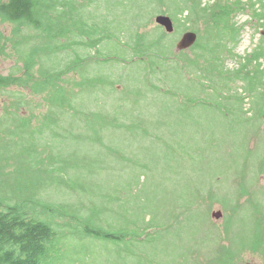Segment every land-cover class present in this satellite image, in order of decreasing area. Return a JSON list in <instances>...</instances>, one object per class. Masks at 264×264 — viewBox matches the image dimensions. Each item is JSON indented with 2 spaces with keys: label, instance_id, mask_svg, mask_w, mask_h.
I'll return each mask as SVG.
<instances>
[{
  "label": "rangeland",
  "instance_id": "374dc122",
  "mask_svg": "<svg viewBox=\"0 0 264 264\" xmlns=\"http://www.w3.org/2000/svg\"><path fill=\"white\" fill-rule=\"evenodd\" d=\"M94 1L77 0V8L90 5L99 36L107 22L111 38L94 48L69 47L87 40L78 34L57 38L51 44L66 49L34 67L43 63L62 73L72 67L55 98L60 106L29 88H0V199L36 196L42 204L77 207L104 230L129 224L146 230L143 245L129 237L119 249L105 247L109 252L98 240L68 238L71 254L61 264H264V108L242 92L241 82H227L223 92L218 84L220 72L228 79L242 57L264 44V21L238 13L235 38L205 35L202 22L185 20L188 9L172 18L174 30L167 33L155 16L172 17L169 0L124 7ZM68 23L80 28L74 19ZM137 28L149 42L162 35L163 46L135 51ZM186 31L197 42L178 51ZM43 33L24 22L0 23V35L14 37L6 50L12 57L0 50V75L20 74L23 63L15 57L44 46L37 39ZM22 36L28 38L15 50ZM16 116L32 126L16 125Z\"/></svg>",
  "mask_w": 264,
  "mask_h": 264
},
{
  "label": "trees",
  "instance_id": "16d2710c",
  "mask_svg": "<svg viewBox=\"0 0 264 264\" xmlns=\"http://www.w3.org/2000/svg\"><path fill=\"white\" fill-rule=\"evenodd\" d=\"M137 1L114 0L113 3L119 5V7H124ZM169 1L175 5L174 10L168 9L166 11L172 16L171 18L177 21L178 15H182L189 9V15L185 17V20L195 25L202 22L205 35L214 32L223 34L232 32L235 38L238 35V29L235 28L233 19L238 13H248L251 19L264 21V0H249V2L215 0L213 3L209 2L208 5L205 4L204 6H202L204 0H189L191 2L189 7L181 6L182 0ZM110 3L112 1L105 0L106 5ZM58 6L59 11L56 14L58 23L53 25L52 14L57 12ZM0 18L2 24H5L6 21L24 22L35 29L44 30L43 34L37 36V39L44 46L27 51V58L24 55L15 57V60L17 58V61L23 63V67L19 69L21 73L0 75V88L5 89L11 86L29 88L32 95H41L47 102H52L56 106H60L55 98L64 89L63 78H65L68 69L69 72L72 70V67L66 66L65 72L62 73L45 68L42 63L39 67L40 70H34V67L38 65L43 57L55 54L67 47L52 45L51 42L57 38H66L69 35L75 38L78 34L79 37L85 36L87 40H72L68 46L92 48L99 45L103 39L111 38L108 23L105 21L107 26L103 34L99 36L101 34L99 22L95 19L90 5L85 10L77 8V0H0ZM72 19L80 24V28L75 29V31L68 27V21ZM219 24H223L222 28L217 26ZM59 25L65 26L59 28ZM83 26L85 27L82 29ZM134 35L135 43L133 47H136L135 51H138L139 47L146 48L144 51L147 52L156 49L155 47L158 45L159 47L163 46L162 40L164 37L162 35L158 37V42H149V36L141 34L139 28L135 30ZM96 36L99 37L95 38ZM4 37L0 35L1 53L7 57H12V54L8 55L6 50L8 42L14 37H5V39ZM27 38L28 36L15 38L19 41L13 45V48L16 50L17 47L22 45V40H27ZM38 50L42 51V54L38 53ZM242 58L243 62H241L240 68L231 71L228 79H225L222 72H220L218 84L223 83V92L226 90L225 85H228L227 82H241L243 85L242 92L251 94L262 111L264 108V44L258 45L250 54ZM77 59L79 61L84 60V58L79 57ZM235 99L242 102L239 98ZM257 99L260 102H257ZM15 106H18V104ZM15 118L16 125L32 126V123L27 120L22 121L21 117L17 118L16 116ZM10 126L7 131L11 134L14 127L12 122H10ZM0 133H4V130H0ZM33 148L25 147L26 153L32 151ZM51 155H48L47 159H52L53 156ZM53 159L59 160V157H53ZM72 187L76 188L75 185ZM84 205L81 204L82 207ZM95 223L94 220L81 217L77 207L72 205H46L42 204L36 196L26 202H22L19 198L14 201L2 198L0 199V264H61L62 258L71 254L67 250L66 240L68 238L74 240L91 239V243L98 240L104 248L111 246L119 249L121 242L129 237L133 238L136 243L142 244V236L146 232L145 229L131 224L126 225V229L111 225L104 230L103 227L101 228ZM103 243L111 245H103ZM109 251L105 248V252ZM115 253H118V251L116 250Z\"/></svg>",
  "mask_w": 264,
  "mask_h": 264
},
{
  "label": "water",
  "instance_id": "95a60500",
  "mask_svg": "<svg viewBox=\"0 0 264 264\" xmlns=\"http://www.w3.org/2000/svg\"><path fill=\"white\" fill-rule=\"evenodd\" d=\"M155 22L157 25L163 27L165 29V31L167 33H172V31L174 30V24L173 21L171 19V17H169L168 15H164V14H158L155 16ZM197 34L195 32L192 31H187L185 33L182 34L180 40L177 43V50H188L189 48H191L197 41ZM263 120H264V113H263ZM212 217L214 218H220L221 217V212H212ZM243 264H252L250 262H245Z\"/></svg>",
  "mask_w": 264,
  "mask_h": 264
},
{
  "label": "flooded vegetation",
  "instance_id": "af4514ba",
  "mask_svg": "<svg viewBox=\"0 0 264 264\" xmlns=\"http://www.w3.org/2000/svg\"><path fill=\"white\" fill-rule=\"evenodd\" d=\"M214 1H215V0H214ZM214 1H213V2H214ZM186 32H187V31H186ZM184 33H185V32H184ZM244 263H245V262H244Z\"/></svg>",
  "mask_w": 264,
  "mask_h": 264
}]
</instances>
